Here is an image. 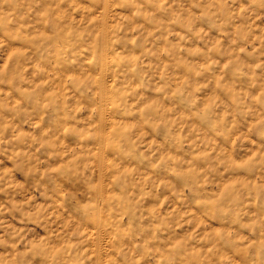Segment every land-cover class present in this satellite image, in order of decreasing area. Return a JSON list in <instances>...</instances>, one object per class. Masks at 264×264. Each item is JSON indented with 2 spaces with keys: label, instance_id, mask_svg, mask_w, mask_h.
I'll return each mask as SVG.
<instances>
[{
  "label": "clouds",
  "instance_id": "clouds-1",
  "mask_svg": "<svg viewBox=\"0 0 264 264\" xmlns=\"http://www.w3.org/2000/svg\"><path fill=\"white\" fill-rule=\"evenodd\" d=\"M0 264H264V0H0Z\"/></svg>",
  "mask_w": 264,
  "mask_h": 264
}]
</instances>
